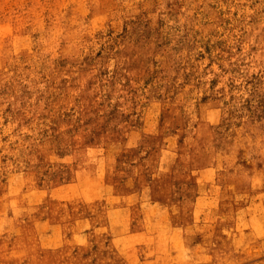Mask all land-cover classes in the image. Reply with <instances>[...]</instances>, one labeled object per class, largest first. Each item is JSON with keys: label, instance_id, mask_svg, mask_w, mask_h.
Here are the masks:
<instances>
[{"label": "rangeland", "instance_id": "obj_1", "mask_svg": "<svg viewBox=\"0 0 264 264\" xmlns=\"http://www.w3.org/2000/svg\"><path fill=\"white\" fill-rule=\"evenodd\" d=\"M0 264H264V0H0Z\"/></svg>", "mask_w": 264, "mask_h": 264}]
</instances>
